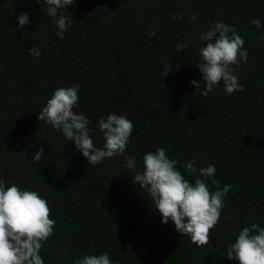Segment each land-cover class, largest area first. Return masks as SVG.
Instances as JSON below:
<instances>
[{"label":"trees","instance_id":"16d2710c","mask_svg":"<svg viewBox=\"0 0 264 264\" xmlns=\"http://www.w3.org/2000/svg\"><path fill=\"white\" fill-rule=\"evenodd\" d=\"M45 7L0 0V176L47 200L56 223L40 251L45 264L104 251L115 264H239L226 256L233 233L264 226V28L251 23H264V0H76L63 10L72 23L62 40ZM22 11L31 22L18 30ZM217 20L245 41L248 61L233 66L243 91L227 95L221 82L203 96L199 34ZM33 45L39 57L29 54ZM72 85L80 88L74 111L91 121L96 146L104 143L95 129L101 116L133 122L124 155L91 166L74 142L38 119L54 90ZM41 146L44 159L33 164ZM157 147L180 162L182 174L188 160L214 164L220 186H232L208 244L197 247L171 221L162 223L133 182L135 171L124 167L135 155L140 170L143 154Z\"/></svg>","mask_w":264,"mask_h":264},{"label":"clouds","instance_id":"9594fccd","mask_svg":"<svg viewBox=\"0 0 264 264\" xmlns=\"http://www.w3.org/2000/svg\"><path fill=\"white\" fill-rule=\"evenodd\" d=\"M42 4L46 15L51 18L56 35L62 40L72 23L64 14L76 0H35ZM178 13L173 14L177 19ZM182 19V17H180ZM17 29L30 24V15L22 11L17 16ZM196 20L195 14L191 16ZM251 23L257 30L264 28V23L255 18ZM155 35V32L152 33ZM201 47L198 51L199 71L204 88L203 96L214 92L223 83L225 94L243 91L236 69L248 61V50L244 39L237 29L220 20L212 22L206 31L199 34ZM186 49L181 45L177 51ZM33 57L41 55L40 48L33 45L29 50ZM166 75L169 63L165 64ZM200 81L192 80L195 90L201 88ZM79 85L58 87L51 98L42 106L38 119L45 121L53 129L61 132L67 141L74 142L76 149L96 166L107 158L124 155L134 124L126 114L110 112L101 116L95 129H98L104 141L102 147L94 144V132L91 121L83 113L74 111L78 107ZM44 159V147L41 146L32 157V163L38 164ZM142 168L137 171L135 155L125 158L124 167L135 171L133 182L145 189L151 197L155 209L162 216V223L171 221L177 232L190 237L197 247L209 242L210 230L218 223L224 200L232 186L215 179L216 167H195V161L188 160L182 166L184 173L177 165L178 160L170 158L166 149L157 147L155 151L143 154ZM186 176H193L189 180ZM211 181V184L207 181ZM215 190H212V186ZM55 219L50 218V207L47 200L36 190L23 188L16 183L9 185L4 176H0V264H45L40 251L50 236L54 234ZM234 241L229 243L226 256L239 264H264V226L251 223L233 233ZM72 264H115L111 254L104 251L100 254L85 253Z\"/></svg>","mask_w":264,"mask_h":264}]
</instances>
